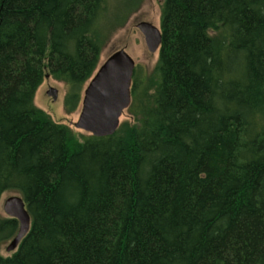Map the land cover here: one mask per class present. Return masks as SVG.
I'll use <instances>...</instances> for the list:
<instances>
[{"label":"trees","instance_id":"16d2710c","mask_svg":"<svg viewBox=\"0 0 264 264\" xmlns=\"http://www.w3.org/2000/svg\"><path fill=\"white\" fill-rule=\"evenodd\" d=\"M141 1L0 0V199L32 220L5 258L19 222L0 216V264H264V0H164L159 62L111 137L76 143L34 105L49 75L75 111Z\"/></svg>","mask_w":264,"mask_h":264},{"label":"water","instance_id":"95a60500","mask_svg":"<svg viewBox=\"0 0 264 264\" xmlns=\"http://www.w3.org/2000/svg\"><path fill=\"white\" fill-rule=\"evenodd\" d=\"M138 28L144 35L147 50L151 54L160 51L161 29L150 23H142ZM135 69V61L125 50L112 54L88 82L82 99V110L74 127L96 138L115 135L121 118L132 104ZM47 95L56 101L58 90L51 88ZM5 212L20 225L18 233L7 247L8 252H13L29 234L32 220L21 196L10 198L5 205Z\"/></svg>","mask_w":264,"mask_h":264},{"label":"rangeland","instance_id":"374dc122","mask_svg":"<svg viewBox=\"0 0 264 264\" xmlns=\"http://www.w3.org/2000/svg\"><path fill=\"white\" fill-rule=\"evenodd\" d=\"M124 1L125 0H109V16L114 15L117 8L120 9V6L124 3ZM136 1L137 0H134V2ZM163 3L164 0H142L140 2L139 11L135 14H131L133 15L132 17L130 15L131 19L127 18L123 26L121 25V23V26L118 25L119 27L116 26L117 29L111 31L109 39L103 46V49L101 51L100 61L97 69L100 68L112 54L119 50H125L135 61L137 65V73L139 74L140 79L145 80L148 77L149 79H151L153 76V72L155 71V68L159 62L160 51L156 52L155 54H151L147 50L145 40L136 26L140 22L146 21L161 29ZM132 5L133 4H130L127 8H125L118 20H113L111 21V23L115 24L119 20H121ZM87 84L88 82L86 83L84 90ZM51 88L58 90V99L56 101H54L52 97H49L47 95ZM84 90L82 92L81 101L77 109L71 113H69L68 109L66 108V96L69 91L66 84L54 79L52 76L46 75L34 96V105L41 111H43L54 122L69 127L72 140L76 143H81L90 136L85 131L76 129L74 127V124L77 123L82 110ZM132 120L133 118L129 115L128 112H126L121 118L120 126L124 122H132ZM15 196L20 195L16 192H5L4 194H2V197L0 199L1 217L9 218L5 212V205L10 198ZM10 242L11 240L3 244L1 248V255L5 258L12 256L18 250L17 249L16 251L8 252L7 247L9 246Z\"/></svg>","mask_w":264,"mask_h":264},{"label":"flooded vegetation","instance_id":"af4514ba","mask_svg":"<svg viewBox=\"0 0 264 264\" xmlns=\"http://www.w3.org/2000/svg\"><path fill=\"white\" fill-rule=\"evenodd\" d=\"M139 11V9L135 12V13H137ZM134 13V14H135ZM133 15H131V17H132ZM131 17L129 18V19H131ZM129 21V20H128ZM142 23H149V22H146V21H142V22H140L139 24H137V29H138V31L140 32V34L143 36V38H144V35L142 34V32L139 30V28H138V26L140 25V24H142ZM151 24V23H150ZM153 25V24H152ZM145 40V39H144ZM137 71V65H136V70H135V72Z\"/></svg>","mask_w":264,"mask_h":264}]
</instances>
